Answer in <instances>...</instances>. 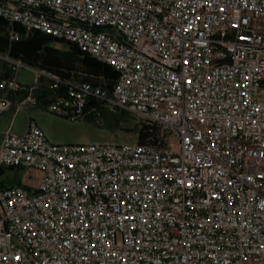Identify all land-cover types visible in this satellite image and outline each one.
I'll return each instance as SVG.
<instances>
[{"label":"built area","instance_id":"1","mask_svg":"<svg viewBox=\"0 0 264 264\" xmlns=\"http://www.w3.org/2000/svg\"><path fill=\"white\" fill-rule=\"evenodd\" d=\"M0 17L117 70L108 90L35 70L66 86L50 111L120 108L162 134L59 144L11 124L0 165L40 182L0 188V264H264V0H0ZM0 56L1 114L30 67Z\"/></svg>","mask_w":264,"mask_h":264},{"label":"rangeland","instance_id":"2","mask_svg":"<svg viewBox=\"0 0 264 264\" xmlns=\"http://www.w3.org/2000/svg\"><path fill=\"white\" fill-rule=\"evenodd\" d=\"M5 20V19H4ZM4 30L0 32L2 35L7 36L9 42H14L11 38V31L13 28L18 29L16 24H12L5 20ZM21 32V38L29 37L30 33ZM55 40L51 44L59 50L65 57L66 64L62 66L48 67L41 64L39 61L35 65H28L21 58H13L8 52H0V55H10L12 59L20 60L23 64L30 68L22 67L15 75L23 83L24 88L21 90L28 94V89L31 85H35L34 97L38 100L36 104H29L27 108L17 111V105L4 110L0 114V143L4 137V133L11 124L12 130L18 134H24L28 128L31 119L44 130L47 137L51 142L59 144H89L97 142H156L162 136L158 127L138 117L137 115L126 111L124 109L116 108L111 110L107 107L100 106L96 109L94 106L89 105L83 117L72 120L69 117L50 111L47 108L46 98H50L52 91L57 88L59 93L66 92V86L58 84L55 79L48 77L45 74L36 76V71H45L52 73L61 79L69 81H82L87 80L91 83L101 86L105 89H111L116 80V69L111 65L101 61L100 59L81 51L83 55L94 57L97 61L101 62L102 67H108L115 72V75L107 74L103 69L96 71L90 67L89 62H85L83 57H76L72 50L74 44L64 39ZM19 39V40H20ZM12 73L9 62L0 56V76H10ZM9 93L8 97L16 104L14 95L21 93ZM2 91H0V95ZM27 93V94H26ZM24 99V97L22 98ZM21 99V100H22ZM20 101V100H18ZM12 110L5 114L8 110ZM3 117V118H2ZM11 123V124H10ZM24 168L4 167L0 165V188L9 187L21 182L22 179L28 183H35L39 174L32 170L31 174L26 175Z\"/></svg>","mask_w":264,"mask_h":264},{"label":"trees","instance_id":"3","mask_svg":"<svg viewBox=\"0 0 264 264\" xmlns=\"http://www.w3.org/2000/svg\"><path fill=\"white\" fill-rule=\"evenodd\" d=\"M6 21L0 17V32L4 30V25ZM18 29H23L20 24H16ZM24 30V29H23ZM55 38L51 35L44 34L39 31H34L30 33L29 37L25 39H20L18 41L9 42L7 36L0 33V52H8L13 58H21L23 62L28 65H35L39 61H42L41 64L53 67V66H62L66 64L65 57L63 54L54 47L51 42ZM72 53L76 57H83V60L89 62L90 67L94 70L105 71L107 74L115 75V72L108 67H102L101 62L97 61L94 57L83 55L79 48L74 45ZM116 78L118 72L116 71ZM152 126L156 127L152 124Z\"/></svg>","mask_w":264,"mask_h":264},{"label":"crops","instance_id":"4","mask_svg":"<svg viewBox=\"0 0 264 264\" xmlns=\"http://www.w3.org/2000/svg\"><path fill=\"white\" fill-rule=\"evenodd\" d=\"M52 93H53V91H52ZM51 93V94H52ZM27 94V93H26ZM23 97H25V93L24 92H22L21 91V93H19V94H17V96L16 95H14V98H15V103L18 101V100H21ZM47 99V98H46ZM46 101V100H45ZM16 104H14L13 103V107L15 106ZM12 110V108L10 109V110H8L7 112H5V114L6 113H8V112H10ZM3 118V117H2ZM1 121V120H0ZM11 124V123H10ZM10 127V126H9ZM26 170V169H25ZM30 172H32V171H29V170H26V172H25V174L26 175H29V174H31ZM36 173H38L39 175H40V173L38 172V171H35ZM39 182H40V176H39V178H38V180L35 182V183H32V184H30V183H28L26 180H24V179H22L21 180V184H24V185H26V186H28V187H35V186H37L38 184H39Z\"/></svg>","mask_w":264,"mask_h":264}]
</instances>
